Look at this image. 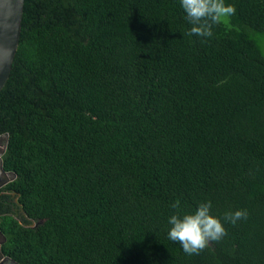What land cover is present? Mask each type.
Instances as JSON below:
<instances>
[{
    "label": "trees",
    "instance_id": "16d2710c",
    "mask_svg": "<svg viewBox=\"0 0 264 264\" xmlns=\"http://www.w3.org/2000/svg\"><path fill=\"white\" fill-rule=\"evenodd\" d=\"M225 3L204 38L180 0H23L0 89L3 256L264 264V0ZM207 201L227 235L189 256L171 205Z\"/></svg>",
    "mask_w": 264,
    "mask_h": 264
},
{
    "label": "clouds",
    "instance_id": "9594fccd",
    "mask_svg": "<svg viewBox=\"0 0 264 264\" xmlns=\"http://www.w3.org/2000/svg\"><path fill=\"white\" fill-rule=\"evenodd\" d=\"M185 19L191 25L185 33L188 36L212 37V28L235 15L236 9L225 0H180ZM171 207L176 209L168 219L170 225L167 236L178 242L182 250L189 256L199 255L210 244L219 242L226 235L220 218L210 214L211 201L199 203L194 212L179 214L180 205L174 202ZM246 210L229 211L224 214V221L235 225L247 218Z\"/></svg>",
    "mask_w": 264,
    "mask_h": 264
},
{
    "label": "water",
    "instance_id": "95a60500",
    "mask_svg": "<svg viewBox=\"0 0 264 264\" xmlns=\"http://www.w3.org/2000/svg\"><path fill=\"white\" fill-rule=\"evenodd\" d=\"M23 0H0V89L6 82L16 52L22 15ZM7 133L0 134V187L11 181L14 174L4 171L1 156L6 148ZM5 241L0 232V245ZM17 264L0 252V264Z\"/></svg>",
    "mask_w": 264,
    "mask_h": 264
},
{
    "label": "flooded vegetation",
    "instance_id": "af4514ba",
    "mask_svg": "<svg viewBox=\"0 0 264 264\" xmlns=\"http://www.w3.org/2000/svg\"><path fill=\"white\" fill-rule=\"evenodd\" d=\"M4 264H10V263H4Z\"/></svg>",
    "mask_w": 264,
    "mask_h": 264
}]
</instances>
